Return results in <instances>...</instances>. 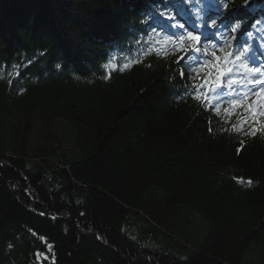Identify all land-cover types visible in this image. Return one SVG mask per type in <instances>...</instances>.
<instances>
[{"label":"trees","instance_id":"obj_1","mask_svg":"<svg viewBox=\"0 0 264 264\" xmlns=\"http://www.w3.org/2000/svg\"><path fill=\"white\" fill-rule=\"evenodd\" d=\"M263 14L264 0H0V264H264V104L216 94L240 80L236 49L263 58ZM186 32L208 36L198 54L176 50Z\"/></svg>","mask_w":264,"mask_h":264},{"label":"snow or ice","instance_id":"obj_2","mask_svg":"<svg viewBox=\"0 0 264 264\" xmlns=\"http://www.w3.org/2000/svg\"><path fill=\"white\" fill-rule=\"evenodd\" d=\"M224 8H227V4H224ZM160 16L164 17L166 20H175V17L171 16V15H166L164 12L160 13ZM259 23V22H257ZM216 24L215 20H210L208 22V27L211 28ZM170 27L175 30V29H184V24L179 23V22H174L170 25ZM199 27V26H197ZM240 24L236 23L231 27V32L233 34V38L231 41H227V44L229 47H231L233 45V42L236 39V32L237 29H239ZM247 35L249 37L252 36V33L249 32L247 33ZM215 36L217 40H227V30H225L224 32V36H221V32L219 30H217L215 32ZM187 38L188 40V49H191V51L193 53H199L200 52V45L202 41H207L208 40V36L206 34L203 33H195L193 34L192 32H186V34H180V35H173L171 37V39L173 40L174 43H176L178 41V43H176V50L180 51L183 47H184V43H185V39ZM193 41H195V43H193ZM262 47H264V45H262ZM188 49H184V55H181L180 57H178L176 63L179 64L181 60H184ZM222 51V48L220 49ZM207 51V49H205V52ZM214 59L215 60H219V57H215V54H213ZM228 56L233 57V54L230 52L228 53ZM257 59H262L264 60V58H259L256 56L255 52L252 51L251 47L249 44L245 43L243 46L239 47L238 49L235 50V56L233 57V62H239V67L241 68H245L246 71L251 70L249 68H247V66L249 64L251 65H255L257 62ZM193 63L196 64L197 66H199L201 68V70H203V66L209 64L210 62L204 59H201L199 56H196L193 60ZM57 67H59V65H57ZM190 70H191V65L189 66ZM261 67H264V63L261 64ZM255 71H259V68H256ZM180 77L181 79H183L184 77V72L183 70L180 71ZM191 78V77H189ZM208 81V76L207 74L204 77V82L201 83V85L199 87H205V85L207 84ZM234 82H236L237 84H243L242 80H235ZM233 81H229L228 84L226 85V87H231ZM249 83L253 84V87L256 86V82H252L251 80L249 81ZM259 83H264V80L259 81ZM224 86V85H222ZM193 87H196L195 85ZM199 91V89H197V92ZM259 91L264 92V87L260 88ZM194 99H199V95H194L193 97ZM261 115H264V113H261ZM211 130V129H210ZM253 134H255L253 132ZM41 239H43V237H41ZM11 247V245H10Z\"/></svg>","mask_w":264,"mask_h":264},{"label":"rangeland","instance_id":"obj_3","mask_svg":"<svg viewBox=\"0 0 264 264\" xmlns=\"http://www.w3.org/2000/svg\"><path fill=\"white\" fill-rule=\"evenodd\" d=\"M211 45L215 46V43L212 42L210 43ZM217 48V47H215ZM262 55H264V52H261ZM227 58H229L227 56ZM230 65L233 66L235 68V70L238 72L239 76H240V80L243 81V84H236L234 81L232 83V87H233V93H226L224 90L221 89V87H219L216 91V94L220 95L221 97H224L226 99H228L229 101L236 97V96H244L247 93H252L250 94L252 96V99L254 100L253 103L257 104L259 102L264 103V92L259 91L260 88L264 87V83H259L257 82L256 78L258 75L262 74V71L259 70L258 72L255 71L256 68L254 69L252 65H248L247 68L251 69L246 71L245 68H241L238 66L237 62H233V60H228ZM252 82H256V86L253 87L252 83H249V81ZM256 80V81H255ZM238 88H241V90H237ZM206 227V225H205ZM254 264H256L258 262L257 259L254 258L253 260Z\"/></svg>","mask_w":264,"mask_h":264},{"label":"bare ground","instance_id":"obj_4","mask_svg":"<svg viewBox=\"0 0 264 264\" xmlns=\"http://www.w3.org/2000/svg\"><path fill=\"white\" fill-rule=\"evenodd\" d=\"M219 97H221L219 94H218Z\"/></svg>","mask_w":264,"mask_h":264}]
</instances>
